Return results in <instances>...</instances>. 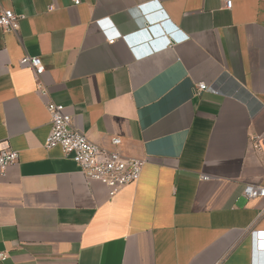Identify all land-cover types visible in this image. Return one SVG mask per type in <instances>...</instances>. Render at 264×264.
Segmentation results:
<instances>
[{
    "label": "crops",
    "instance_id": "0c3cea01",
    "mask_svg": "<svg viewBox=\"0 0 264 264\" xmlns=\"http://www.w3.org/2000/svg\"><path fill=\"white\" fill-rule=\"evenodd\" d=\"M232 2L0 0L24 15L0 28V143L19 152L0 171V264L264 261V198L243 195L264 185V0ZM51 100L145 159L140 179L110 196L46 148Z\"/></svg>",
    "mask_w": 264,
    "mask_h": 264
},
{
    "label": "built area",
    "instance_id": "2783aa9c",
    "mask_svg": "<svg viewBox=\"0 0 264 264\" xmlns=\"http://www.w3.org/2000/svg\"><path fill=\"white\" fill-rule=\"evenodd\" d=\"M79 4L81 0H74ZM232 0H226L225 6L232 7ZM23 14H18L12 9L0 11V28L6 33H16L19 29L20 20ZM115 39L110 40L114 42ZM150 52L139 55L142 58ZM21 65H28L33 68L37 77L38 88L43 93V85L39 76L45 71L43 62L39 56H23L20 59ZM210 89L206 82H199L195 87V94H201ZM47 110L50 114L51 129L45 140L46 148L60 146L66 156L71 157L89 181H99L109 189V195L114 196L124 186L140 179L145 159L133 156H126L116 149H109L92 141L84 132L73 125L72 116L65 111V105L54 101L47 103ZM122 139L118 136L112 138V144L118 146ZM19 159V152L0 143V171L6 170L15 164ZM202 179H209L206 174L201 175ZM243 195L248 199L264 198V185L248 183L243 188ZM264 213V211H263ZM255 240H263L264 231H253ZM263 242H261L262 244ZM263 246V245H261ZM6 251H0V262L8 258ZM253 264H264L263 260H256Z\"/></svg>",
    "mask_w": 264,
    "mask_h": 264
},
{
    "label": "water",
    "instance_id": "95a60500",
    "mask_svg": "<svg viewBox=\"0 0 264 264\" xmlns=\"http://www.w3.org/2000/svg\"><path fill=\"white\" fill-rule=\"evenodd\" d=\"M137 37L142 38V34L139 33V34L137 35Z\"/></svg>",
    "mask_w": 264,
    "mask_h": 264
}]
</instances>
